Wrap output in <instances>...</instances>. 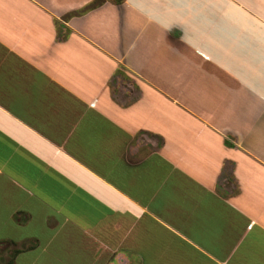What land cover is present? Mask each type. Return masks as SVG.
Instances as JSON below:
<instances>
[{
  "label": "crops",
  "instance_id": "0c3cea01",
  "mask_svg": "<svg viewBox=\"0 0 264 264\" xmlns=\"http://www.w3.org/2000/svg\"><path fill=\"white\" fill-rule=\"evenodd\" d=\"M0 0V264H264V0Z\"/></svg>",
  "mask_w": 264,
  "mask_h": 264
},
{
  "label": "trees",
  "instance_id": "16d2710c",
  "mask_svg": "<svg viewBox=\"0 0 264 264\" xmlns=\"http://www.w3.org/2000/svg\"><path fill=\"white\" fill-rule=\"evenodd\" d=\"M104 0H95L92 4V7L101 4ZM117 3H121L123 0H115Z\"/></svg>",
  "mask_w": 264,
  "mask_h": 264
}]
</instances>
